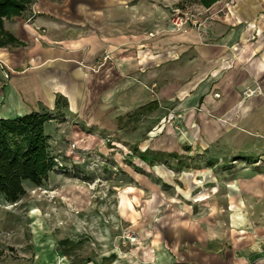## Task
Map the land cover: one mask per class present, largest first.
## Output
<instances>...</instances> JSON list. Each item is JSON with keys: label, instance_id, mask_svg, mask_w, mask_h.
<instances>
[{"label": "crops", "instance_id": "obj_1", "mask_svg": "<svg viewBox=\"0 0 264 264\" xmlns=\"http://www.w3.org/2000/svg\"><path fill=\"white\" fill-rule=\"evenodd\" d=\"M232 1L210 9L193 4L199 26L176 32L171 17L185 0H34L4 23L24 46L0 48V119L59 114L63 129L75 121L74 140L79 125L114 129L130 112L166 100L188 113L193 138L202 135L205 149L247 134L264 143V0ZM247 91L254 94L246 98ZM58 95L66 101L61 109ZM47 126L53 155L52 140L66 136L49 135ZM207 246L181 242L175 255L148 260L264 264L248 237L230 250ZM140 258L124 264L148 262Z\"/></svg>", "mask_w": 264, "mask_h": 264}, {"label": "rangeland", "instance_id": "obj_2", "mask_svg": "<svg viewBox=\"0 0 264 264\" xmlns=\"http://www.w3.org/2000/svg\"><path fill=\"white\" fill-rule=\"evenodd\" d=\"M164 101L114 129L79 125L74 140L75 121L48 123L49 135L66 136L52 140L58 168L41 186L25 182L15 204L0 197V264H104L112 255L137 263L173 256L181 242L230 250L242 237L264 254L261 136L205 149L188 113ZM144 152L163 158L149 164Z\"/></svg>", "mask_w": 264, "mask_h": 264}, {"label": "trees", "instance_id": "obj_3", "mask_svg": "<svg viewBox=\"0 0 264 264\" xmlns=\"http://www.w3.org/2000/svg\"><path fill=\"white\" fill-rule=\"evenodd\" d=\"M34 0H0V48L24 46L4 28V23L21 16ZM224 0H185L177 9H185L193 4L210 9ZM66 106V101L57 96L56 109ZM156 107H143L141 113ZM59 114L33 112L15 119H0V197L7 203L15 204L25 194L24 183L41 186L47 181L50 172L57 167L56 158L49 152V140L45 126ZM150 155V156H149ZM143 162L151 164L163 158V155L139 153ZM248 161V160H247ZM2 253L0 252V258ZM116 255L104 258V264H112Z\"/></svg>", "mask_w": 264, "mask_h": 264}, {"label": "built area", "instance_id": "obj_4", "mask_svg": "<svg viewBox=\"0 0 264 264\" xmlns=\"http://www.w3.org/2000/svg\"><path fill=\"white\" fill-rule=\"evenodd\" d=\"M233 1L230 0L228 5H232ZM191 6L186 7L185 9H176L173 12V15L171 17V26L173 30L176 32L183 31L184 28H186V25H191V26H199V18L198 15H193L192 11H190ZM5 78H9L8 75L5 76ZM254 94V91H247L244 92V96L246 98L251 97ZM58 162V160H56ZM62 166V165H60ZM58 168V167H56Z\"/></svg>", "mask_w": 264, "mask_h": 264}]
</instances>
